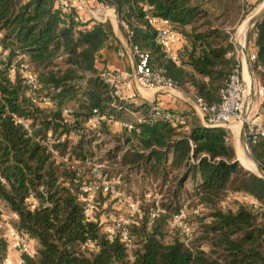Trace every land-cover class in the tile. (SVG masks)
Returning <instances> with one entry per match:
<instances>
[{"label":"trees","instance_id":"16d2710c","mask_svg":"<svg viewBox=\"0 0 264 264\" xmlns=\"http://www.w3.org/2000/svg\"><path fill=\"white\" fill-rule=\"evenodd\" d=\"M112 1L121 21L135 32L133 43L149 54L150 66L181 91L214 106L238 65L228 29L263 0L256 5L247 0ZM75 14L55 9L53 0H0V31L8 52L0 68V203L9 211L15 232L37 244L33 255L22 254L21 264H264V180L237 160L232 133L161 109L184 120L175 126L155 115L156 102L117 97L102 77L110 70L97 67L102 51L118 42L112 25L80 24ZM153 19L169 20L172 31L185 41L175 55L157 42ZM252 34L257 51L253 67L264 68V16ZM19 55L28 58L37 90L28 87L20 62H15ZM44 99L50 105L45 106ZM95 111L99 126L93 124ZM131 112L137 113L133 122ZM107 123L135 127H121L116 145L107 153L117 166V173L108 178L150 180L162 195V212L152 219L158 208L140 211L129 226L127 242L118 232L112 240L102 232L107 197L95 203L104 212L94 216L86 215L81 200L82 187L93 182L84 165L92 157L91 136L107 130ZM49 137L68 162L42 143ZM251 151L264 170V141ZM189 182L191 191L185 189ZM30 196L38 202L35 209L29 205ZM235 196L249 197L256 205ZM189 199L193 207L211 211L210 222L200 221V239L208 243V252L195 245V238L187 245L179 229L169 236L173 216ZM229 202L235 208L225 211ZM7 252L0 232V264Z\"/></svg>","mask_w":264,"mask_h":264},{"label":"built area","instance_id":"2783aa9c","mask_svg":"<svg viewBox=\"0 0 264 264\" xmlns=\"http://www.w3.org/2000/svg\"><path fill=\"white\" fill-rule=\"evenodd\" d=\"M54 8L61 9L64 13H73L74 21L80 24H86L87 22L93 21L98 23H114L124 31L125 42L130 50L131 60L133 63V72H112L105 71L102 77L109 83L113 88L115 95L121 99H131L127 93V86L129 81L132 79L136 85V90L138 95L147 100L151 94H155L160 88H167L174 91H181L177 86L168 78L161 74V71L153 69L149 64V54L142 51L139 46L133 43L135 36L134 31H130L129 27L123 23L120 19L117 5L112 0H53ZM87 6L89 8L90 17L84 18L80 13V7ZM152 24L157 28L156 40L158 43L169 47L174 31L171 29V23L166 19H153ZM113 27V26H112ZM3 32L0 31V68L1 63L5 62L8 57V52L2 44ZM122 55V49L119 50ZM249 60L252 64L257 59V51L250 50L248 46ZM242 53L239 48L236 49V59L238 65L233 70L229 76L225 86L220 91L221 101L219 104L214 106H208L200 99H193L197 106V112L202 122L210 127H219L229 130L231 133L234 132L233 126L239 125L244 127L245 142L248 149L251 151L252 146L257 144L260 140L264 141V68L262 66L253 67V71L256 78V92L255 100L252 103L249 99L250 90L248 84L244 78L242 61ZM15 62H20L21 71L24 73L26 78V83L28 87L34 91L37 90L38 84L35 77L30 73V67L28 64V58L25 55H19L16 57ZM257 75V77H256ZM154 102V101H153ZM156 104L158 101H155ZM45 106L50 105L47 99L43 100ZM163 109L160 106L155 107V115L162 116L164 120L171 122L175 126L183 125L185 122L182 118L173 116L172 114L165 112L161 113L160 110ZM68 111H65L67 114ZM93 124L99 126L101 119L97 112H94ZM120 127L131 131L135 127L130 123L119 124ZM28 128V124H25ZM139 132V129H137ZM75 139V138H73ZM42 143L48 147V150L58 159L68 162V159L61 157L57 150L51 146L50 137L47 140H42ZM74 165H79V161H73ZM85 164L89 166L90 173L93 177V182L86 184L82 187L81 200L84 203L85 212L87 216H90V211L95 209V203L93 199L99 193L104 195H109L113 198H118L121 195L120 191L116 188L114 182L103 173L99 166L92 164L90 160H86ZM235 198L246 202L249 205H256V202L246 196H235ZM31 209L38 207V202L34 196H30L28 199ZM133 214L139 213V208L137 204L132 206ZM152 213L151 218L154 219L158 212ZM198 212V210H197ZM187 207L184 208L176 215L173 216L170 226L175 229H179L181 234L184 236L186 244L192 240V226L188 223L187 219ZM12 217H16L12 214ZM129 225L130 221L124 220L123 218H117L114 220L112 230L109 229L110 240L114 239L116 233L118 232L121 240L123 242L128 241L129 237ZM16 243L20 251L23 254L33 255L34 251L32 249V241L25 234L16 233ZM92 245V243H89ZM21 259L19 264H21ZM9 264V262H6Z\"/></svg>","mask_w":264,"mask_h":264},{"label":"rangeland","instance_id":"374dc122","mask_svg":"<svg viewBox=\"0 0 264 264\" xmlns=\"http://www.w3.org/2000/svg\"><path fill=\"white\" fill-rule=\"evenodd\" d=\"M257 1L258 0H254V2L247 1V3L249 5L250 4L256 5ZM263 3H264V0L259 5L254 6V9L244 19H242L241 22L238 25H236V27L228 29V31L232 33L231 37H232V41L235 45V52H236V49L238 48L237 47V41H238L237 40L238 39L237 33L239 31L238 29H240V27L245 23L246 19L250 15H252L253 13H255L256 11L259 10V8L262 6ZM112 26L115 29L117 36H123L125 38V33L119 27V25L117 26L114 23V25H112ZM253 37L254 36H253L252 30H251L249 37H248V46H251V44H252V46L254 45L253 44ZM245 44H246V39H245ZM246 72L247 71L245 70V80L248 84V87H250V85H249L250 84V78L248 77L249 79H247ZM256 77H257V75H256ZM185 94L188 96V98L192 99L194 97L193 94H191V92H189V93L186 92ZM184 114L186 116L191 117L194 120L197 118H199L201 120L199 115H197L193 110H189ZM128 118H130V120H132V122H133V120H136V118H137V113H133V114H132V112H131V114L129 113ZM107 128H108L107 130H103V131L99 129L98 133L95 134V138H93L91 136L92 143L90 146V151L92 153V157H88L87 159H85L84 165L86 167H89L85 164V162H86V160H90L92 162V164L99 166L100 170L103 173H105L107 176H111L112 173H117V171H116L117 166L107 158V153L110 150H112L114 148V146L116 145V143H117L116 137L120 136V133H121L120 131H122V129H121L119 123H107ZM90 132H91V130H89V133ZM239 132H240V128H239ZM76 140L74 142H76ZM233 145L235 148L236 158H238V160L240 161L239 149L237 146V145L240 146V143H239V136L236 133L233 137ZM243 152H244V150H243ZM240 163H241L242 167L245 168L241 161H240ZM257 163H258V161H257ZM258 165L260 166L259 163H258ZM257 168H258V166H257ZM246 170H248V169H246ZM248 171H251V170H248ZM251 172L253 173V171H251ZM255 173L256 172H254V174ZM111 182H114L115 186L120 189V193L122 196H120L118 198H113L110 196L109 197L108 196L103 197V196H97L96 195L95 198L93 199L94 203H96V205H97L98 199H100V197L104 198V199H106V197H107V199H106L107 201L103 204L104 205L103 210H107V212L105 211V214H104L105 216L104 215L101 216L102 218H104V219H102V228L104 230L102 232L104 234L109 232L108 231L109 229L112 230L114 220L117 218H123L124 220L130 221L129 226H131V224L133 222H136L138 220V217L140 216L139 214L141 213L140 211H144L148 207H150L151 209H155V208L159 209L160 208V210H161L160 212H162L161 203H160V201L162 200V195L160 194L159 188L157 187L158 185L156 183H154L150 180H139V179L132 180V178L130 180H119L118 178L116 180V179L111 178ZM192 188H193L192 182H189L187 185H185V189L188 191H191ZM194 203L195 202H193L192 199L186 200L185 206L187 207V212H188L186 220L188 221V223L190 222L189 223L190 225L192 224L191 225L192 226L191 227L192 228V235L191 236H192V238H195V245L200 246L202 248V250H204L205 252H208L210 250L208 243L203 242V240L200 239L201 238L200 236L202 235V232H203V227H202L200 221H204V224L210 222L211 211L209 209L204 208V207L195 208V207H193ZM134 204H137L138 208H139V213H137V214H133L132 206ZM96 205H95V209L97 207ZM153 205H154V207H152ZM234 208H235V204L231 203V202L227 203L224 206L225 211L234 210ZM95 209L90 211L89 214L94 216L96 212H99V211L104 212L102 210V208H100V207H98V209H96L97 211H94ZM197 210H198V212H197ZM174 229L175 228H172L169 225V236H173V234H176V233L178 234V232H176ZM0 232L8 244V252H7L8 255H7V258L4 262V264H6V262H9V264H19V260L21 259L23 253L20 251V249L16 243V232L13 229V219L10 217L9 211L6 210V208L4 207V205L2 203H0ZM180 235L181 234H179V236ZM182 238H183V236H182ZM168 240H170V238ZM197 240H199L200 242L196 243ZM31 241H32V249L35 252V250L37 248V244L34 240H31ZM133 248H134V240H132L130 245L128 246V250H129L130 254L132 253Z\"/></svg>","mask_w":264,"mask_h":264},{"label":"crops","instance_id":"0c3cea01","mask_svg":"<svg viewBox=\"0 0 264 264\" xmlns=\"http://www.w3.org/2000/svg\"><path fill=\"white\" fill-rule=\"evenodd\" d=\"M247 1L254 2V0H247ZM79 11L82 15L84 14L83 15L84 18L87 19L90 17L89 8H87V6L80 7ZM113 30L118 40V42L115 43L116 47L114 45L113 48L102 51L101 59L100 62L97 64V67L99 69H103L104 67H107L108 70L112 72L132 73L134 68L131 60L130 50L126 45L125 38L123 36H117L114 28ZM184 44L185 41L183 40V38L179 35L174 34L168 48L170 52H172V54L175 55L184 46ZM253 44H254V37H253ZM117 46H119L120 48L118 49ZM244 46H245V40H244V45L242 47ZM121 49H122V55L119 52V50ZM249 49L255 50V46L254 45L252 46L251 44V46H249ZM241 61H242L243 74L245 78V70L247 71V68L242 56H241ZM126 91L130 96H133L131 99L140 97L137 93L136 85L132 79L129 81ZM191 94L193 93L191 92ZM193 99L194 97L192 99L188 98V96L183 91H174L167 88H160L155 94H151L145 101L152 103L153 101L155 102L157 100L158 101L157 105L166 111L186 113L189 110H193L198 115L197 112L198 109ZM202 124L204 123L202 122ZM235 133H236L235 131L232 133L233 137Z\"/></svg>","mask_w":264,"mask_h":264},{"label":"water","instance_id":"95a60500","mask_svg":"<svg viewBox=\"0 0 264 264\" xmlns=\"http://www.w3.org/2000/svg\"><path fill=\"white\" fill-rule=\"evenodd\" d=\"M264 16V3L262 4V6L259 8L258 11H256L255 13H253L252 15H250L247 19H246V26H247V36H246V44L244 47L240 46L237 43V47L239 48V50L242 53V57L245 61L246 64V68H247V73L248 76L250 78V96L249 99L250 101L253 103L255 100V92H256V78H255V74L253 71V67L252 64L249 60V55H248V37L249 34L251 32V30L253 29V27L255 26V24ZM212 128H219V127H212ZM239 143L242 147V149L244 150L245 154L251 158L252 160H254V162L257 164L258 166V173H255L257 176H259L260 178H262L264 180V170L258 165L256 159L254 158L252 152L248 149L246 142H245V136H244V127H241V130L239 132ZM238 160V158H237ZM239 161V160H238ZM240 162V161H239ZM241 164V163H240ZM254 173V172H253Z\"/></svg>","mask_w":264,"mask_h":264},{"label":"bare ground","instance_id":"6f19581e","mask_svg":"<svg viewBox=\"0 0 264 264\" xmlns=\"http://www.w3.org/2000/svg\"><path fill=\"white\" fill-rule=\"evenodd\" d=\"M247 36V26H246V22L240 27L239 31H238V43L243 46L244 45V40ZM247 72H246V77L247 79H249L247 76ZM250 85V84H249ZM239 128L240 126L239 125H235L233 126V129L234 131L237 133V135L239 136ZM238 146V149H239V158H240V161L242 162V164L244 165V167L248 170H251L253 172H259L258 171V168H257V164L254 162V160H252L251 158H249L245 152H243V149L241 147V145H237Z\"/></svg>","mask_w":264,"mask_h":264}]
</instances>
